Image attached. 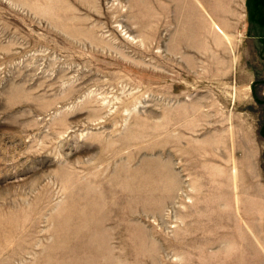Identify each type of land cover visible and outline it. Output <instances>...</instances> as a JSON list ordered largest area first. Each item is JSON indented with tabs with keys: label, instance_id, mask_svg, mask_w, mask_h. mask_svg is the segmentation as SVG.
<instances>
[{
	"label": "rangeland",
	"instance_id": "obj_1",
	"mask_svg": "<svg viewBox=\"0 0 264 264\" xmlns=\"http://www.w3.org/2000/svg\"><path fill=\"white\" fill-rule=\"evenodd\" d=\"M0 264H264V0H0Z\"/></svg>",
	"mask_w": 264,
	"mask_h": 264
},
{
	"label": "bare ground",
	"instance_id": "obj_2",
	"mask_svg": "<svg viewBox=\"0 0 264 264\" xmlns=\"http://www.w3.org/2000/svg\"><path fill=\"white\" fill-rule=\"evenodd\" d=\"M173 182L175 183V185H177L178 184V180H177V175L176 174H173Z\"/></svg>",
	"mask_w": 264,
	"mask_h": 264
}]
</instances>
